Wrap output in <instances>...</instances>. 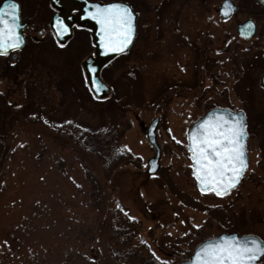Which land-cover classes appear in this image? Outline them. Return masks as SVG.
Segmentation results:
<instances>
[{"label":"rangeland","instance_id":"1","mask_svg":"<svg viewBox=\"0 0 264 264\" xmlns=\"http://www.w3.org/2000/svg\"><path fill=\"white\" fill-rule=\"evenodd\" d=\"M178 4L174 0L169 10L158 12L181 13ZM25 6L28 19L48 25L47 0ZM152 7L136 6L145 18L143 39L123 64L104 73L113 102H95L85 86L82 63L93 50L82 31L64 47L53 40L28 46L9 62L18 73L15 83L0 67V95H7L15 110L34 106L23 116H10L12 111L0 106V134L8 130L0 142L12 150L0 151L5 159L0 161V264H118L113 253L122 247L111 229L118 206L140 225V239L157 257L178 264L231 229L264 241V68H253L249 43L225 23L216 35L197 31L189 48H172L169 14L156 23L147 16L156 11ZM29 65L34 74L42 67L58 78H42L38 88L27 91L22 83L30 81L23 74ZM212 108L245 111L251 134L245 179L226 197L201 193L188 150L189 130ZM47 115L91 130L114 127L112 138L130 155L128 163L105 174L102 160L41 122ZM156 118L161 168L151 177L148 163L155 149L147 130ZM88 173L98 182L94 193Z\"/></svg>","mask_w":264,"mask_h":264},{"label":"snow or ice","instance_id":"2","mask_svg":"<svg viewBox=\"0 0 264 264\" xmlns=\"http://www.w3.org/2000/svg\"><path fill=\"white\" fill-rule=\"evenodd\" d=\"M230 11L231 5L226 4L224 15L228 16ZM90 16L101 26V44L106 52L123 53L131 44L135 16L130 8L120 4L104 8L97 6ZM20 27L19 5L15 2L5 5L4 10H0V55L21 48L23 38L19 34ZM55 27L61 39L69 32L68 26L60 20H57ZM245 28L250 35L254 25L249 22ZM190 139L195 177L201 193L227 195L239 184L248 167L245 146L247 125L244 118L209 117L191 134ZM260 257H264V241L253 238L241 243L235 238L226 237L202 247L196 254L194 264H252Z\"/></svg>","mask_w":264,"mask_h":264},{"label":"flooded vegetation","instance_id":"3","mask_svg":"<svg viewBox=\"0 0 264 264\" xmlns=\"http://www.w3.org/2000/svg\"><path fill=\"white\" fill-rule=\"evenodd\" d=\"M9 1L15 2L19 5V15H20L21 23L23 25H26V28L24 30L25 45L22 51L26 50L28 46L32 44H35L36 48L37 47L40 48L43 45L47 44L49 40H53L56 43L57 39L51 29V23L54 17L58 14V10L54 7L53 0H47L51 18L48 22V25L46 26L42 24L39 25L35 20V18L33 17H31L30 19L26 17L27 11L25 5L30 4V1H32L33 4L41 3L42 0H0V9L4 3ZM86 1L90 4H100V5H112V4L127 5L136 14L137 16L136 36L133 45L131 46L126 56H128L131 53H135L138 42H140L143 39L142 38L143 34L140 33V30H141L142 22L144 21L145 18H143V20L140 19L141 15L137 11L136 6H138V4L143 6L144 4L147 5L148 3V5L153 6L152 8L156 9V11L151 12L152 15L147 14V16H151V18H155L156 23L158 21L159 16L166 15L167 17V15L169 14L168 18L170 21L169 23L171 24L170 33H172L170 42L172 48L174 46L189 48V41L191 39L193 40L192 37L197 34V31L207 30L208 35L211 34V32H213V34L216 35V33L219 32L221 23H225L231 26V30L232 31L234 30V32H236V35L240 40L245 41L247 44L249 43L248 54L251 61L254 64L253 68L254 69H257L259 67L264 68V0H176V2H179V4L176 5L175 7L180 8V10L181 8H183L184 11L185 10L187 11L186 12L183 11L181 13L180 12L177 13L176 11L171 14L159 13L158 9L166 8V6H169V2H172L174 0H86ZM225 4L231 5V12L228 16L224 15ZM155 5L156 7L154 8ZM30 7L32 8V6ZM166 9L169 10V8ZM78 13H79L78 10L73 12L74 15H78ZM249 22L254 25L253 28L254 32L251 31V33H253L254 35L252 36V38L246 39L242 34H247L248 30L247 29L243 31L241 30ZM157 28L158 27H156V31ZM80 31L85 32L84 34L90 36L91 38L92 32L90 30L74 25L72 28V38L69 44L74 39L76 33H79ZM178 37L182 38L181 43H178L179 40ZM195 43L197 49L200 48L199 43L197 41H195ZM90 45L92 49L95 50V47L93 46L92 42ZM20 53L21 52L19 51V54ZM8 55L9 56L0 55V58H3V62H4V65L0 67H3V69L7 72L13 69L12 64H9V62H16L19 58V56H17V60H14L13 59L14 53ZM126 56H124L121 60H117L114 63V65L120 62L123 64L127 60L125 59ZM213 109H218V108H213ZM242 112L246 114L245 111ZM246 125H247L248 139H249L251 134L249 132V124L247 123V118H246ZM248 139H247V143H248ZM188 150H189V146H188ZM246 152H247V157L249 159V163L247 170L245 171L244 177L240 181L239 186L229 194L219 197H226L237 191L241 186L250 165V158L247 149V144H246ZM261 264L264 263L261 261Z\"/></svg>","mask_w":264,"mask_h":264},{"label":"trees","instance_id":"4","mask_svg":"<svg viewBox=\"0 0 264 264\" xmlns=\"http://www.w3.org/2000/svg\"><path fill=\"white\" fill-rule=\"evenodd\" d=\"M20 70L21 72L23 71L22 69ZM39 71L40 72L37 74H34L35 70H33V67L30 65L29 71H27V73L23 71L24 76H27L28 74L31 77L30 81H26L25 78L24 82L22 83L24 84V87L27 89V91L29 87L30 92L32 91L33 86L38 88L42 78V82L45 81V78H47V82H51L49 79L58 78L54 72L51 71L52 73H50L45 68L40 67ZM4 75L8 77L10 82L15 83V75L18 76V73L12 69L9 72L5 71ZM34 76L36 77V80H33ZM80 76L81 75H79L78 78L75 77V79L80 81ZM82 83L83 82L81 80V84ZM91 97L95 102H99L94 99L93 95ZM114 98L112 97L110 102H113ZM8 100L9 98L7 95H0V106L6 108L7 112L12 111L10 116H23L28 108L34 107L33 105H29V107L26 108L25 105H22L19 106L20 108L15 110L13 104L9 103ZM49 118L50 117L47 115L46 118L43 117L40 120L42 123L48 125L57 133L68 135L70 138L75 140V142L79 144L87 153L95 155L100 160H102L104 163L105 174L109 175L122 163H128L127 160L130 159V155L125 152L123 153L118 142L112 138L114 127L110 129L102 128L99 130H91L82 125L76 124L73 121L57 123L53 119ZM7 134L8 130L4 132V135L0 134V136L4 137V139H7ZM4 150L12 151L11 148L8 149L6 144H1L0 142V151ZM13 154L14 153H12V155ZM0 161L5 162V159L0 158ZM88 176L90 178L89 180L91 182V186L93 187L94 193L99 187L97 179L89 173ZM111 229L114 239L119 244V246L122 247L121 252L119 251L113 253V258L118 264H178L177 262L162 260L161 258L157 259V255H153L154 252L150 249L148 244L143 242L139 237L140 225H138L136 220L131 218L122 207L118 206L115 208L112 214ZM234 231L238 232L239 230L231 229L228 232ZM76 264L86 263L80 262Z\"/></svg>","mask_w":264,"mask_h":264},{"label":"water","instance_id":"5","mask_svg":"<svg viewBox=\"0 0 264 264\" xmlns=\"http://www.w3.org/2000/svg\"><path fill=\"white\" fill-rule=\"evenodd\" d=\"M11 3H13V2L9 1V2L4 3L1 6L0 10H4L5 5L11 4ZM76 3H77V5H76ZM53 5L58 10V14L54 17V19L51 23V29H52V31H53V33H54L59 44L64 45L68 41L71 40L72 28L74 25H77L81 28H86L92 32V43L95 47V51H94V54L92 56H90L86 60H84V62L82 63V68H83V71H84L85 76H86L87 85H88L89 89L92 91V93L94 94L95 98L97 100H105V99L109 98L111 93H112L111 88L107 84L104 83V81L102 79V74H103L105 68L108 67V65H110L118 57L128 53L131 46L133 45V42H134L135 36H136V31H137V16H136V14L132 11L134 13L135 19H134V35H133L131 44L128 45V47L125 49V51L123 53L106 52L104 47L101 44V37H102V33L100 30L101 26L96 22V20H94L90 16V13L94 12L96 10L97 6L104 8V7H108L110 5L90 4L86 0H53ZM120 5L130 8L127 5H123V4H120ZM77 10L79 11L78 15H74L73 12L77 11ZM57 20L62 21L69 28V32L67 34H65L62 39L60 36L57 35V32H56L55 25H56ZM19 23L22 25V27L19 28V34L23 38V45L21 46L20 49H18L16 51H9L8 54L16 53L17 51L22 50L24 45H25L24 30L26 28V25H23L21 23L20 15H19ZM245 29L246 28L244 26L241 31H243ZM251 31H253V29ZM242 35L244 36V38L249 39V38H252V36L254 34L251 33L250 35H248V34H242ZM13 59L14 60L17 59L16 54L13 55ZM93 69H94V71H93ZM262 87L264 88V78L262 80ZM216 116H224L226 118H232V117L239 118L242 116L244 118L245 123H246V117H245V114L243 112H233L229 109H214V110L209 111L201 120H199L198 122H196L193 125V127L190 129V131L188 133V140H189V151L191 153V160H192L194 177H195V162L192 159L193 153L190 150L192 148V141L190 139L191 134L198 128V126L203 121L207 120L209 117H216ZM158 125H159V119H155L147 130L148 141L156 150V156L153 159H151L148 163V166H149L148 174L150 176L156 175L160 170L161 150H160L159 145L157 143V136H156V131H157ZM247 139H248V135H247ZM247 139L245 141V146H246ZM246 157H247V152H246ZM247 162L249 163L248 157H247ZM153 165L155 166V170H153ZM239 184H240V182H239ZM239 184L235 188L231 189L230 192L235 190L239 186ZM198 187L200 189L199 183H198ZM226 237L227 238H235L236 240L240 241L241 243H244L245 241H249L250 239H253V238L256 240L262 241L260 238H258L256 236H252V235L240 236L237 233L222 234L217 238L208 240V241L204 242L203 244H201L195 250V252L192 255V257L190 258V260L183 262L181 264H194V262L196 260V254H197V252L200 251V249L202 247H204L208 243H214V242L222 241ZM262 259H263V257H260L258 260L252 262V264H260V261Z\"/></svg>","mask_w":264,"mask_h":264}]
</instances>
